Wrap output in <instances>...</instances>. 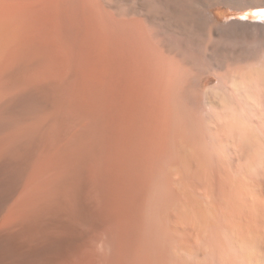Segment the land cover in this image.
<instances>
[{"label":"bare ground","instance_id":"obj_1","mask_svg":"<svg viewBox=\"0 0 264 264\" xmlns=\"http://www.w3.org/2000/svg\"><path fill=\"white\" fill-rule=\"evenodd\" d=\"M260 8L0 0V264H264Z\"/></svg>","mask_w":264,"mask_h":264},{"label":"rangeland","instance_id":"obj_2","mask_svg":"<svg viewBox=\"0 0 264 264\" xmlns=\"http://www.w3.org/2000/svg\"><path fill=\"white\" fill-rule=\"evenodd\" d=\"M217 12L219 13L220 17L223 19L239 16L238 14L233 13L224 6L218 7ZM254 16L255 15H249V18H254Z\"/></svg>","mask_w":264,"mask_h":264}]
</instances>
